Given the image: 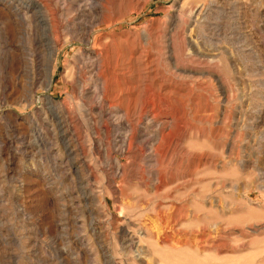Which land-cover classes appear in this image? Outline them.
Instances as JSON below:
<instances>
[{
  "label": "rangeland",
  "instance_id": "374dc122",
  "mask_svg": "<svg viewBox=\"0 0 264 264\" xmlns=\"http://www.w3.org/2000/svg\"><path fill=\"white\" fill-rule=\"evenodd\" d=\"M22 1L0 0V264H264V0H109L119 30L184 33L179 63L211 72L199 79L196 126L183 139L208 162L194 180L176 169L158 189L123 179L88 139L85 164L81 149L59 145L42 98L66 97L62 75L78 43L61 48L51 91L26 93L41 26L13 12ZM162 40L156 61L168 72Z\"/></svg>",
  "mask_w": 264,
  "mask_h": 264
},
{
  "label": "bare ground",
  "instance_id": "6f19581e",
  "mask_svg": "<svg viewBox=\"0 0 264 264\" xmlns=\"http://www.w3.org/2000/svg\"><path fill=\"white\" fill-rule=\"evenodd\" d=\"M113 1L90 0L84 6L77 5V0H23L22 5L14 6L12 10L20 19L30 16L41 26V33L35 34L33 40L29 89L25 92L32 95L38 86L51 91L61 48H72L78 43L62 75L65 86L60 89L66 97L60 102L54 100L52 93L42 98L44 118L50 116L48 123L59 145L68 155L81 149L84 163L87 155L83 148L88 139L107 165L114 161L116 173L123 179L136 178L142 185L153 181L157 189L173 180L176 169H182L184 176L192 180L198 167L208 159L202 163L194 155L193 146L184 147L183 139L196 126L197 91L202 89L199 79L209 78L211 72L179 63L175 41L179 35L185 38L184 33L144 31L134 38L130 32L119 30L120 15L112 9ZM125 1L130 6L143 7L145 3ZM9 5L13 8L11 0ZM203 8L200 4L194 10L199 14ZM158 36L163 38L161 55L170 67L168 72L156 61ZM142 42L150 48L141 49ZM195 55L197 50L186 58ZM185 77L193 79L188 82ZM190 114L192 121L188 123ZM173 129L177 130L176 135ZM81 130L85 135L78 134ZM111 148L120 157L112 156ZM124 159L126 164L122 163ZM137 160L143 166L135 168ZM120 230L127 237L125 245L134 249L136 241L130 228Z\"/></svg>",
  "mask_w": 264,
  "mask_h": 264
}]
</instances>
